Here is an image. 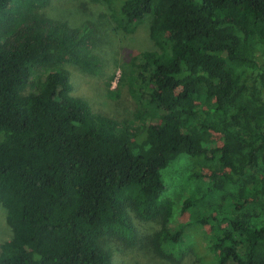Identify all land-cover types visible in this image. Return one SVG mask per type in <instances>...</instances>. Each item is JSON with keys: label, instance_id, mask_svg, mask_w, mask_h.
Returning <instances> with one entry per match:
<instances>
[{"label": "trees", "instance_id": "trees-1", "mask_svg": "<svg viewBox=\"0 0 264 264\" xmlns=\"http://www.w3.org/2000/svg\"><path fill=\"white\" fill-rule=\"evenodd\" d=\"M103 1L116 31L148 21L155 49L126 78L140 138L58 67L101 71L91 27L38 13L50 0H0V264H111L113 241L137 243L132 216L159 223L149 245L179 262L187 226L172 228L160 172L180 155L193 159L181 214L207 228L199 264H264V0Z\"/></svg>", "mask_w": 264, "mask_h": 264}, {"label": "rangeland", "instance_id": "rangeland-1", "mask_svg": "<svg viewBox=\"0 0 264 264\" xmlns=\"http://www.w3.org/2000/svg\"><path fill=\"white\" fill-rule=\"evenodd\" d=\"M115 1V0H114ZM44 17L66 22L71 27L88 25L94 30L95 39L91 44V53L96 55L102 64L97 75L82 72L77 66L65 62L58 67L68 72L72 85L71 95L85 100L93 112L107 119L116 121H134L138 109L136 101L128 93L127 75L129 63L138 53L154 50L149 39L148 21L140 24L134 33L123 34L115 30L110 17V10L103 0H50V3L38 11ZM44 70H37L31 77V85L36 86L44 78ZM30 91L28 87L25 93ZM148 120L134 121V131L140 138L139 131ZM212 141L220 145L219 136L212 135ZM193 159L186 155L178 156L166 168L161 170V179L165 185L163 197L173 202L172 228L187 226L182 242L185 254L176 263L159 257L148 243V237L160 228L157 222H143L134 216L137 229V243L126 246L117 241L110 244L111 264H199L205 252V235L207 228L189 225L191 211L181 214V208L192 192L188 189L187 176L193 169ZM202 173L206 174L205 168ZM205 183L207 180L202 178ZM5 210L0 205V245L12 238V232L5 219Z\"/></svg>", "mask_w": 264, "mask_h": 264}]
</instances>
